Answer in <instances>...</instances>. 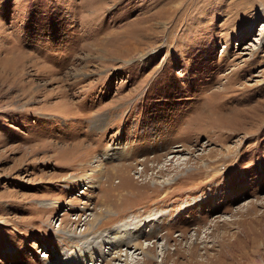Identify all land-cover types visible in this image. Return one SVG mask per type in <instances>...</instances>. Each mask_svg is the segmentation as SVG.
I'll list each match as a JSON object with an SVG mask.
<instances>
[{
  "label": "rangeland",
  "instance_id": "rangeland-1",
  "mask_svg": "<svg viewBox=\"0 0 264 264\" xmlns=\"http://www.w3.org/2000/svg\"><path fill=\"white\" fill-rule=\"evenodd\" d=\"M151 214L135 264H264V0H0V264Z\"/></svg>",
  "mask_w": 264,
  "mask_h": 264
},
{
  "label": "bare ground",
  "instance_id": "bare-ground-1",
  "mask_svg": "<svg viewBox=\"0 0 264 264\" xmlns=\"http://www.w3.org/2000/svg\"><path fill=\"white\" fill-rule=\"evenodd\" d=\"M103 120H104V116L99 115V116H97V118H95L93 120V124L96 125L97 123H102ZM150 147H151V145H150ZM117 148L118 147H117L116 144L111 146V147H109V148H106V149H104L102 151V155L104 157H106V158L107 157L110 158V156H114V155L117 156L118 155ZM96 149H97V147H96ZM158 155H160V154H158ZM79 156H83V155L79 154ZM91 170L93 171L94 169H91ZM89 179H91V178L89 177ZM144 183H147V182H144ZM118 185H119V183H118ZM158 185H161V184H158ZM156 187H154V188H156ZM130 194H131V192H130ZM116 198H118V197L116 196ZM54 204L57 206V205H60L61 203H60L59 200H56ZM110 204H111V202H110ZM107 210L110 211V209H107ZM107 210H105V211H107ZM135 212H137V211H135ZM151 213H152V211H151ZM119 214H120V212H118L113 217H118ZM162 214L158 215L157 217H154L151 214L150 216L147 217L149 219L146 218L147 220H144V221L142 220L140 222H138L139 220L138 221L136 220V217L130 216L128 219H126L128 221H124L123 220L124 222L116 224L113 228H107V229L105 228V229H102V230H99V231H95V229H94L95 227H94L93 228L94 231L90 230L89 233H87V234L78 235V234H74V233H71V232H64V234H65L64 236H66L67 238H69L71 240H76V241L79 240L80 241V248L79 249L81 250L80 253L83 254L84 258H82V257L80 258L79 257L76 260H74V259H65L63 262H64V264H87L86 262L84 263V260L86 261V259H91V258H94L96 256H100L103 259V261L105 262L104 264H112L111 260H114V259H119L122 262L124 261V264H135L134 262L137 261V260L135 259L136 257L133 255V253H131V249H133L132 252H134L135 250H139L140 253L142 252L145 255L148 254L147 249H148L149 245L147 244V245L143 246V243L140 241V238L144 237V236H148L150 233H152V231H156V229L160 226L159 220H160ZM99 216L100 215H98V216L96 215V216H94V218L92 217V219L96 220ZM94 220L91 222V224H90L91 226H93ZM91 226H90V228H91ZM106 246H107V248H106ZM122 249L124 251V254H122L123 252H120V250H122ZM122 255H124L123 259L121 258ZM129 256H130V258H129Z\"/></svg>",
  "mask_w": 264,
  "mask_h": 264
}]
</instances>
